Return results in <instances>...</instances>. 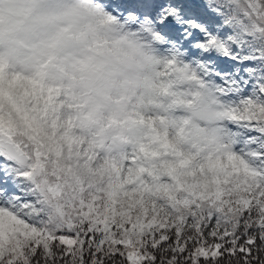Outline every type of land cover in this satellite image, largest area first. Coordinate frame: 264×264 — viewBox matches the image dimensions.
I'll list each match as a JSON object with an SVG mask.
<instances>
[{"label": "snow or ice", "instance_id": "snow-or-ice-1", "mask_svg": "<svg viewBox=\"0 0 264 264\" xmlns=\"http://www.w3.org/2000/svg\"><path fill=\"white\" fill-rule=\"evenodd\" d=\"M107 9L162 58L160 110L0 63V264H264V0ZM206 103L219 139L183 118Z\"/></svg>", "mask_w": 264, "mask_h": 264}, {"label": "clouds", "instance_id": "clouds-1", "mask_svg": "<svg viewBox=\"0 0 264 264\" xmlns=\"http://www.w3.org/2000/svg\"><path fill=\"white\" fill-rule=\"evenodd\" d=\"M107 3L0 0V63L12 72L70 84L82 114L159 111L163 60L111 17ZM211 111L210 103L184 111L193 135L222 137Z\"/></svg>", "mask_w": 264, "mask_h": 264}]
</instances>
